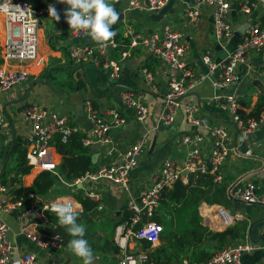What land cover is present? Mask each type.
Here are the masks:
<instances>
[{
  "label": "crops",
  "instance_id": "obj_1",
  "mask_svg": "<svg viewBox=\"0 0 264 264\" xmlns=\"http://www.w3.org/2000/svg\"><path fill=\"white\" fill-rule=\"evenodd\" d=\"M41 1L43 6L54 5L60 15V20L54 21L49 16V12L43 17L41 24H44L45 27L39 28V39L41 38L39 40V58L35 61L18 64L13 61H6L3 58L4 44L9 30L5 16L0 14V65L7 69H20L23 67L30 72V79L25 84L0 94V112L5 116L4 122L6 123L0 128V173L13 139L16 140L17 137H20L21 140L26 141L30 123L22 111L28 104L37 103V105L49 111L66 115L71 123L76 124L81 132H84L88 131L90 127L84 101L86 98H91L95 107L102 112H106L111 107H116L123 114L129 116L126 126L115 127L112 130L116 145L120 149L123 150L128 145L136 142L144 133H148L150 136L147 153L142 156L139 165L130 173V189L137 197L143 187L151 184L153 171L163 158L169 156L179 161L185 158L190 147L182 144L178 137L195 130V127L187 122L184 109V104L194 101L200 104L202 116L206 117L212 124L225 125L229 128L232 142L236 147L227 159L224 170L225 178L223 183L220 184L227 186L228 199L223 198L221 204H208L206 201H202L198 207V211L203 217L202 223L212 231H224L227 228L236 227L235 229L238 228L240 232L244 228V235L234 238L233 242L249 240L256 243V249L244 255L242 264H264V205L249 203L231 194L232 186L234 187L232 190H234L248 181H254L258 191L264 192V122L259 129L251 133V137H244L234 127L230 111L221 106L227 102L228 96L237 95L240 111L250 114L255 110L261 99L264 101V53H252L245 63L239 64L236 69L237 81L229 87L221 88L215 85L214 82L220 74V70L217 69L213 75L203 80L183 98V105L176 120L170 125H165L158 120L163 107L162 94L166 87L165 78H158V90H153L147 85L142 73L143 67H149L155 71L159 66L156 59L143 49H134L130 55L124 57L122 54L127 49V41L132 34L159 33L165 23H170L183 33L189 43L188 65L192 68V71L200 75L208 71L203 56L209 54L216 62L227 58L237 42L240 41L249 24L255 18L264 20V7L259 6L253 14L245 15L235 5L230 13V20L235 30L234 35L219 42L213 36L211 11H205L198 23L194 22L191 16L188 15L186 7L192 0H170L162 9L157 11L128 9V0H113L120 19L112 27L122 43L114 51V57L119 60L122 73L119 79L114 80L111 78L109 69L99 68L91 61H87L82 65L72 63L68 53L71 45L94 42L88 36L72 38L69 35V25L64 16L67 5L59 3L58 0ZM38 79H42V81L34 83ZM80 80L85 83V87L78 85ZM29 88L31 89L26 94ZM124 89L144 93L145 100L150 107V115L145 123L141 124L135 121L131 110L123 107L121 94ZM8 116L11 117L12 121ZM13 132H15V135H13ZM54 139L56 141L57 137ZM154 141L155 145L152 148ZM90 152L92 157L96 155V163L99 165L109 160L106 156L105 147L93 145ZM55 153L58 164H60L62 156L57 152V149ZM14 164L15 160L10 156L5 171L9 173L6 177H4L6 174L4 173L0 179V184L19 182L20 185L29 187L37 176L43 172L37 167H32L29 173L23 174L21 177L16 176V179H13L14 170L12 168ZM61 180L56 181L44 195L55 196L59 198V201L62 198H77V195L85 198L82 196L84 195L82 189L74 192L73 187L67 184L69 182H66L64 178ZM64 183H66V186ZM87 187L98 191L101 195L103 208L98 209L97 207V215L100 214L101 210L116 212V215H119L117 221L120 222L118 224L114 222V232L110 245H107V240L102 247V252L107 256L104 253L101 255L102 257H100V253L94 254V264H114L117 254L120 252V247L115 241V229L118 225L128 222L130 219V212L127 209L128 191L106 179L89 182ZM75 202L82 206L79 211L83 212L82 202ZM215 206H218L220 211L225 210L228 214V216L220 215L218 224L221 226L217 229L210 226L206 220L207 217L211 219L213 213L218 215L217 212L215 213V209H217ZM125 211L129 212V216L126 218L124 216ZM88 217L89 214H85L84 217L80 218L79 223L100 220V218L95 219L94 217L95 220H92L93 217L91 219ZM0 222H5L9 226L8 239L13 245L11 258L17 259L25 251L30 250L34 251L42 261L49 264H63L66 257H69L66 252L68 250L66 243L64 250L56 254V252H50L32 242L27 236V232L43 233V231L40 227L30 223L29 218L22 221L15 214L7 213L0 207ZM160 243L161 240L155 246ZM143 245L144 240L132 239L129 242V247L133 251L146 250ZM115 246L118 247V251H116ZM200 249H205L208 253L205 255L210 257L219 247H217L216 241L210 238L204 241ZM193 252L194 250L191 248L186 253H181L182 256L179 258L198 261L190 259ZM69 260L72 264H82V260L73 253H71ZM179 260L174 259L171 262Z\"/></svg>",
  "mask_w": 264,
  "mask_h": 264
},
{
  "label": "built area",
  "instance_id": "obj_2",
  "mask_svg": "<svg viewBox=\"0 0 264 264\" xmlns=\"http://www.w3.org/2000/svg\"><path fill=\"white\" fill-rule=\"evenodd\" d=\"M169 1L128 0L127 7L157 11ZM235 5L242 14L251 15L259 6L264 7V0H192L187 5L186 11L196 23L200 22L205 11H211L214 19L213 36L217 41L222 42L234 35L235 30L230 20V13ZM47 13L48 6L38 9L26 0H0V14L5 16L9 30L3 51V58L6 61L23 64L39 58V28ZM68 31L72 38L87 36L70 28ZM121 45L116 34L114 43H110L107 50H101L96 43H83L71 45L68 53L72 63L82 65L91 61L99 68L109 69L111 78L117 80L122 72L119 60L114 57V51ZM126 47L127 49L122 53L123 57L130 55L134 49H143L156 59L159 65L156 70L143 67L142 73L147 85L153 90H158L157 79L165 78L166 87L162 94L163 107L158 120L165 125H170L176 120L183 105V98L203 80L213 75L217 69L220 70V74L214 82L215 85L221 88L229 87L237 81L236 69L239 64L245 63L252 53H264V20L255 18L224 60L216 62L209 54L204 55L203 61L208 71L200 75L192 71L188 65L189 43L183 33L170 23H165L159 33L132 34ZM29 79L30 72L23 67L7 69L0 65V94L25 84ZM237 99V95H230L227 97V102L221 106L230 111L231 121L238 132L248 137L264 122V104L259 117H251L248 114L243 116ZM121 103L125 109L131 110L135 121L141 124L146 122L150 115V107L142 91L124 89L121 94ZM84 106L90 124L89 130L84 132H81L76 124L71 123L66 115L49 111L37 103L28 104L23 109L22 113L30 123V130L25 141L28 163L41 171L53 172L62 179L57 171L59 164L56 159L54 138L57 137L59 142L66 143L73 133L79 132L83 134L84 146L105 147L106 156L109 159L107 162L94 170H86L72 183L67 184L73 187L74 192L82 189L84 193L82 196L96 201L98 209L103 208V201L98 191L87 187L89 182L106 179L127 190V209L130 212V219L115 229V241L120 247V252L114 264H157L150 257L148 250L130 249V240H144L150 242L152 246L159 243L164 226L153 217L160 205L162 193L166 188H172L179 180L187 182V175L205 174L211 176L218 185L223 183L227 159L236 148L232 142L231 132L227 126L212 124L203 117L200 104L194 101L184 104L186 120L195 127L193 132L184 133L178 137L182 144L190 147L185 158L182 161L169 156L163 158L153 171L151 184L143 187L136 197L130 189V173L139 165L140 159L148 151L149 134L144 133L136 142L122 150L116 145L112 130L115 127L126 126L129 116L116 107L102 112L95 107L91 98L85 99ZM4 121L5 116L0 112V128L6 124ZM64 184L66 186V183ZM20 186L19 182L0 184V207L7 213L15 214L22 221L29 218L30 223L43 231V233L27 232L30 240L43 249L59 254V251H63L66 246L65 238L60 232L54 231L55 226L52 225L48 213L52 212L51 205L61 200L59 201V198L55 196L32 192L28 195V207L23 209V202L16 199L14 195V191ZM232 188L234 187H231L232 196L249 203L264 205V192L258 191L254 181H248L234 190ZM72 199L74 202H80L75 197ZM145 208L147 222H143L142 211ZM224 216L228 214L225 213ZM137 225L140 226L137 227ZM8 231V224L0 222V264H14L17 259L21 264H49L42 261L31 250L25 251L17 259L11 258L13 245L8 239ZM254 249H256V243L249 240L231 242L223 245L207 259L200 261L183 259L165 264H242L244 255ZM63 264H72V262L69 257H66Z\"/></svg>",
  "mask_w": 264,
  "mask_h": 264
},
{
  "label": "trees",
  "instance_id": "obj_3",
  "mask_svg": "<svg viewBox=\"0 0 264 264\" xmlns=\"http://www.w3.org/2000/svg\"><path fill=\"white\" fill-rule=\"evenodd\" d=\"M26 1L32 3V5L38 9L43 6L41 0ZM78 85H80V87H85V83L81 80ZM263 104V99H261L255 110L248 115L256 118L259 117L263 110ZM240 113L243 116L247 115L242 111H240ZM82 138L83 134L76 132L69 137L66 143L59 142V138L55 141L57 152L62 156V161L58 165L57 171L59 175L69 183H72L76 177L83 174L86 170H94L99 166V164L92 162L90 152L92 146H84ZM26 153V142L21 140L20 137H17L16 140H14V146L11 152V157L15 160V164L12 168L14 170L13 179H16V176L27 174L31 171L32 166L28 163ZM5 173L4 177H6L9 172L7 171ZM59 180L61 179L57 174L50 171H43L37 176L31 186L26 187L21 185L14 191V195L16 199L23 202L24 209L28 207L29 193L35 192L44 195L55 182ZM77 196L84 208V211L80 212L78 222L85 214L95 215L98 203L89 198H82L80 195ZM223 198L228 199L227 186L218 185L213 181L211 176L205 174H190L188 175L187 183L179 180L172 188H166L162 193L160 206L162 205V207L170 209V213L176 210L180 218L177 219V217L174 216L171 219L172 224L168 227L163 217L159 215L158 212H155L153 219L163 226L166 225V228H164L161 234V243L158 246L154 247L150 242L144 241L143 246L148 250L150 257L157 264L170 263L174 261V259L182 260L179 258L182 256L181 253H186V251L193 248L194 252L191 253L190 259L200 261L209 257L205 255L208 254L205 249H200V246L207 239L213 238V240L216 241L217 247L220 248L227 243L233 242L234 238L243 236L244 228L241 229L240 232L238 228L235 229L236 227H230L224 231H212L208 226L202 223V218L198 212V207L202 201H206L208 204H221ZM48 215L52 225L55 226L54 231L60 232L65 238V243H67L71 236H69L63 227L59 226L54 212H49ZM124 216L125 218L129 216V212L125 211ZM118 222L120 221H117L115 224H118ZM139 226L140 225H137V227ZM115 247L116 251H118V247Z\"/></svg>",
  "mask_w": 264,
  "mask_h": 264
},
{
  "label": "clouds",
  "instance_id": "obj_4",
  "mask_svg": "<svg viewBox=\"0 0 264 264\" xmlns=\"http://www.w3.org/2000/svg\"><path fill=\"white\" fill-rule=\"evenodd\" d=\"M67 5L64 16L69 28L87 35L101 50H107L114 43L116 32L113 30L119 19L113 0H58ZM49 16L54 21L60 20V15L54 5L48 6ZM82 206L71 198H62L53 203L50 210L56 214L59 226L63 227L72 239L67 248L82 260V264H94V253L88 241L85 225L78 222L79 209ZM226 213V211H225ZM14 264H21L17 259Z\"/></svg>",
  "mask_w": 264,
  "mask_h": 264
},
{
  "label": "rangeland",
  "instance_id": "obj_5",
  "mask_svg": "<svg viewBox=\"0 0 264 264\" xmlns=\"http://www.w3.org/2000/svg\"><path fill=\"white\" fill-rule=\"evenodd\" d=\"M44 27H45L44 24H40V29L44 28ZM62 192H63V190L61 191V193ZM77 200H79L78 196H77ZM101 211H100V214H98V215L96 213H95V216H93V214H89V217H88L90 219L93 217L92 220L99 219V218H100V220H98V221H92L91 220L92 222H90V223H82L86 227V234H85L84 238L88 241L89 245L91 246V248L93 250V253L94 254L100 253V257H102L101 255L104 253V252H102V247L104 246V244H106V242L108 240L107 245H110V243L112 241L113 232H114V222L116 223L117 219L119 217V215H116V212H114V213L112 211L107 212V210H105V211L103 210L102 212ZM219 211H220V209L215 211V213L216 212L219 213ZM156 212H158V214L163 217L165 224H168V227L170 226V224H172L171 219L174 216H176L177 219L180 218V216H179V214H177L176 210H173V213H170V209H166L165 207H162V205L161 206L159 205V207L156 209ZM199 215L201 218H203L201 216L200 212H199ZM213 215H214V213H213ZM94 217H95V219H94ZM206 220L209 222L210 226L215 227V229H217L218 227L221 226L220 224H218V221H217V223H214L212 221V219H210L209 217H207ZM164 228H166V225H164ZM71 239H72V237L70 238V240ZM66 244H68V243H66ZM66 252H67L69 259H70L71 252L69 250H67ZM104 255L107 256V254H105V253H104Z\"/></svg>",
  "mask_w": 264,
  "mask_h": 264
},
{
  "label": "water",
  "instance_id": "obj_6",
  "mask_svg": "<svg viewBox=\"0 0 264 264\" xmlns=\"http://www.w3.org/2000/svg\"><path fill=\"white\" fill-rule=\"evenodd\" d=\"M212 20H213V22H214L213 16H212ZM37 81H42V79H38V80H36L34 83H36ZM30 89H31V88H29V90L27 91L26 94L29 93ZM8 117H9V119L12 121L11 117H10V116H8ZM13 135H15V132H13ZM251 136H252V134H251V135H250V134L248 135V137H251ZM14 140H15V139H13V141H12V146H11V148H10L8 154H7V157H6V159H5V162H4L3 166H2V170H1V173H0V179L3 177V175H4L5 171H6L7 164H8L9 158H10V156H11L12 148H13V146H14ZM154 145H155V141L153 142L152 148L154 147ZM92 161H93V163H96V155H94V156L92 157ZM183 174L185 175V172H183ZM78 187L80 188V186H78ZM220 208H221V207H220ZM221 209H222V208H221ZM224 211H225V210L222 209V212H223V213H224ZM142 213H143V222H147V209H146V208L143 209Z\"/></svg>",
  "mask_w": 264,
  "mask_h": 264
},
{
  "label": "bare ground",
  "instance_id": "obj_7",
  "mask_svg": "<svg viewBox=\"0 0 264 264\" xmlns=\"http://www.w3.org/2000/svg\"><path fill=\"white\" fill-rule=\"evenodd\" d=\"M215 207H217V209H215V210L217 211L219 208H218V206H215ZM217 213H218V212H217ZM220 215L224 216L225 213H223L222 210H221L220 213H218V215H215V214L212 215L211 219L217 223V221H219L218 219L220 218ZM227 218H228V217H227ZM225 222H226V221H225ZM218 223H219V222H218Z\"/></svg>",
  "mask_w": 264,
  "mask_h": 264
}]
</instances>
